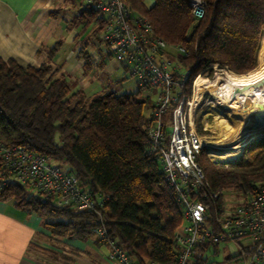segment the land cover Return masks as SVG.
<instances>
[{"label":"trees","instance_id":"16d2710c","mask_svg":"<svg viewBox=\"0 0 264 264\" xmlns=\"http://www.w3.org/2000/svg\"><path fill=\"white\" fill-rule=\"evenodd\" d=\"M204 1V13L196 19L189 0H153L150 6L143 0H122L152 25L156 36L184 48L181 54H170L190 70L177 89L182 96L191 94L198 73L211 76L212 64L241 75L256 66L257 53L264 54V0ZM74 22L81 30L90 27L89 39H97L102 24L94 9L80 4ZM84 48L79 56L88 71L92 65ZM56 49L51 47L46 61L37 66L0 57V142L65 165L103 195V204L87 211L57 207L17 182L0 189V201L38 215L52 236L85 241L94 236L93 226H103L138 263H172L177 254L173 234L182 212L157 157L147 152L151 87L87 96L73 90L61 66L50 63ZM197 162L214 190L251 197L264 188V135L249 140L235 160L214 161L203 148Z\"/></svg>","mask_w":264,"mask_h":264},{"label":"built area","instance_id":"2783aa9c","mask_svg":"<svg viewBox=\"0 0 264 264\" xmlns=\"http://www.w3.org/2000/svg\"><path fill=\"white\" fill-rule=\"evenodd\" d=\"M80 2L82 7L94 9L101 20L97 40L102 49L125 68L136 85L156 90L147 127V152L157 157L182 212V223L173 234L177 254L170 264H217L218 246L230 242L237 243L240 250L227 264H264V188L234 204H223L222 193L211 187L197 162L202 149L209 146L197 133L194 118L203 97L212 95L203 92L196 100L195 81L203 73L195 76L189 96L180 95L177 89L190 70L182 69L170 54L183 53L182 46L169 45L156 36L152 25L122 0ZM189 4L192 16L202 17L206 2L189 0ZM217 68L229 72L226 66L211 65L213 71ZM204 73L203 80L209 82L208 72ZM11 182L57 207L95 210L104 200L66 167L20 146L0 142V189ZM91 232L108 246L113 263L140 264L108 237L105 227L93 226ZM241 240L251 243L243 246Z\"/></svg>","mask_w":264,"mask_h":264},{"label":"crops","instance_id":"0c3cea01","mask_svg":"<svg viewBox=\"0 0 264 264\" xmlns=\"http://www.w3.org/2000/svg\"><path fill=\"white\" fill-rule=\"evenodd\" d=\"M143 1L146 6L153 3ZM80 4L74 0H0V57L11 58L22 66H37L46 61L48 50L56 45L50 63L61 66L60 73L65 74L73 90L83 91L87 96L108 90L107 87L116 91L114 84L104 85L94 72V68H106L105 60L110 53L102 49L97 39L87 40L88 32L75 24ZM83 39L85 44L80 41ZM88 43L93 49H87ZM83 46L92 65L88 71H84V61L79 56ZM120 75L123 80H119V92L137 88L126 73ZM95 238L79 241L52 236L43 228L38 215L16 209L12 201H0V264H97L82 256L103 244ZM108 253L105 262L114 264Z\"/></svg>","mask_w":264,"mask_h":264},{"label":"rangeland","instance_id":"374dc122","mask_svg":"<svg viewBox=\"0 0 264 264\" xmlns=\"http://www.w3.org/2000/svg\"><path fill=\"white\" fill-rule=\"evenodd\" d=\"M74 1L77 4L80 0ZM65 5L67 6V4ZM89 28L86 29V32H88ZM89 37L90 34L87 35V40ZM84 40L85 39L80 41L83 42ZM83 43L85 44L86 41H84ZM87 49H93L89 45V43L87 45ZM257 63L258 53L256 66L252 70L257 68ZM105 64L106 68H94V72L103 81L104 85H106L108 82L112 83L116 86L115 90L117 92L121 91L119 80L122 75L120 74H123V72L126 73L125 68L119 62H117L111 55L105 60ZM224 72L225 71H223V68H217L212 72L211 76L206 73L208 76L209 83H212L217 79H228L230 73L227 71V73ZM200 78H206L205 73L201 74ZM193 80L191 83V90L193 88ZM107 89L109 90L110 88L107 87ZM136 89L137 88L134 86L130 88V90L132 91H135ZM150 89L154 91L156 90L152 88L148 89V94H150V96L152 95L151 98L153 99L154 94L153 91H151ZM194 89H196L195 86ZM220 103L221 102L217 100V98L213 94H208L206 97H203V102L198 105L194 117L195 129L197 133L201 137H203V140L209 145L205 147L207 154L209 155L210 159L214 161L217 160V162H222L221 158L225 157L227 154L234 153L236 151L235 146H237V144L246 137V132L244 130H246L251 125L256 124V122L259 120V117L264 118L262 116L258 117L253 115H247L244 116V118H238V115L234 113L233 109L226 107L227 103ZM145 114H148V108L145 109ZM199 130L201 132H199ZM63 167L65 168L66 166L63 165ZM221 193V201L223 204H234L235 202L241 201L243 199V197H241L239 194L232 192V190L230 189H225ZM239 243L245 246L249 245L251 242L248 240H241L239 241ZM218 249L219 253L215 257V262L217 264H227L229 262H232L230 256L236 255L240 250L238 244L234 242L220 244L218 246ZM93 250H88V252H84L82 256L88 260H95L96 262H98L97 264H107L105 262L107 261L105 257L107 256V252H109L107 246L105 244H99Z\"/></svg>","mask_w":264,"mask_h":264},{"label":"bare ground","instance_id":"6f19581e","mask_svg":"<svg viewBox=\"0 0 264 264\" xmlns=\"http://www.w3.org/2000/svg\"><path fill=\"white\" fill-rule=\"evenodd\" d=\"M229 73L228 79H217L212 83L197 78L195 81L196 100L201 93L210 92L222 103H227L226 107L233 109L238 118H244L247 115L259 117L261 113L264 114V54L258 56L257 68L247 74L237 75L230 71ZM259 121H264V118L259 117ZM260 128L259 130H244L246 137L235 146L236 151L227 154L221 158V161L235 160L254 133L264 132V126Z\"/></svg>","mask_w":264,"mask_h":264},{"label":"water","instance_id":"95a60500","mask_svg":"<svg viewBox=\"0 0 264 264\" xmlns=\"http://www.w3.org/2000/svg\"><path fill=\"white\" fill-rule=\"evenodd\" d=\"M260 116L264 117V114L261 113ZM261 126H264V121H259V120H258V121L256 122V124L251 125V126L248 127L247 129H255V130H259V129H261V128H260ZM262 135H264V132H262V131H258V132H256V133L253 134V136L250 138V140L253 139L254 137L262 136ZM241 150H242V149H241Z\"/></svg>","mask_w":264,"mask_h":264}]
</instances>
